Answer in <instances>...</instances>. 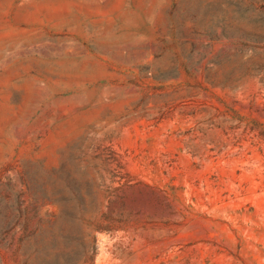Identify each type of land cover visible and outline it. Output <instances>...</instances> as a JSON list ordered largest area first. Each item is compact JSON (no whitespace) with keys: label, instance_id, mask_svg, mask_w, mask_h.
I'll return each mask as SVG.
<instances>
[{"label":"rangeland","instance_id":"374dc122","mask_svg":"<svg viewBox=\"0 0 264 264\" xmlns=\"http://www.w3.org/2000/svg\"><path fill=\"white\" fill-rule=\"evenodd\" d=\"M0 264H264V0H0Z\"/></svg>","mask_w":264,"mask_h":264}]
</instances>
